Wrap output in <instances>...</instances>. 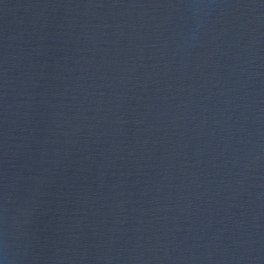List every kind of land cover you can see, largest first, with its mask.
Segmentation results:
<instances>
[{
  "label": "water",
  "instance_id": "1",
  "mask_svg": "<svg viewBox=\"0 0 264 264\" xmlns=\"http://www.w3.org/2000/svg\"><path fill=\"white\" fill-rule=\"evenodd\" d=\"M0 264H264V0H0Z\"/></svg>",
  "mask_w": 264,
  "mask_h": 264
}]
</instances>
